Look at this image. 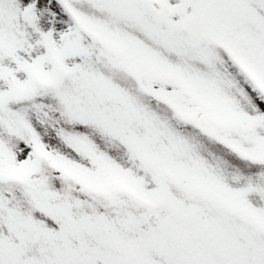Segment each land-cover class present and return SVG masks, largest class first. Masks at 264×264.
<instances>
[{
    "label": "snow or ice",
    "instance_id": "snow-or-ice-1",
    "mask_svg": "<svg viewBox=\"0 0 264 264\" xmlns=\"http://www.w3.org/2000/svg\"><path fill=\"white\" fill-rule=\"evenodd\" d=\"M0 264H264V0H0Z\"/></svg>",
    "mask_w": 264,
    "mask_h": 264
}]
</instances>
